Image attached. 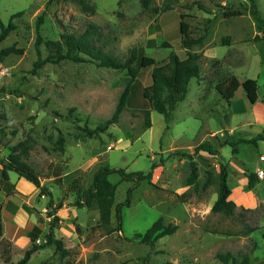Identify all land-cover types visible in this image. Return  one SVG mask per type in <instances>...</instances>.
I'll return each mask as SVG.
<instances>
[{
	"label": "rangeland",
	"instance_id": "rangeland-1",
	"mask_svg": "<svg viewBox=\"0 0 264 264\" xmlns=\"http://www.w3.org/2000/svg\"><path fill=\"white\" fill-rule=\"evenodd\" d=\"M249 2L155 0L156 11H147L139 0H0L4 24L13 14L24 12L14 19L17 29L0 43V51L12 45L23 49L21 55L0 60V89H4L0 94V221L4 226L0 264H8L9 258V263L17 264L33 245H43L54 216L59 217L55 236L67 256L49 245L33 253L27 264H224L218 255L227 253L237 259L229 264H240L243 255L253 262L264 259V210L246 213L244 221L212 212L219 193V166L233 156L232 147L224 141H236L243 132L248 137L264 133L256 123L242 128L260 110L264 115V40H255L262 33L244 7ZM256 2L264 16V0ZM232 10L242 15L224 16ZM42 13L43 38L58 40L63 33L80 34L95 24L101 38L92 45L121 61L133 48L156 61L166 60L171 52L181 58L187 52L199 54L200 77L191 79L169 129L163 115L151 110L143 97L151 74L148 69L132 83L119 122L100 136L89 137L83 127L94 129L112 116L129 77L125 71L95 62L69 60L47 63L31 73L38 54L48 56L44 45L36 46V20ZM181 21L189 25L187 36L180 33ZM200 36L202 44L183 47L185 37ZM232 77L240 82L257 80L258 102L251 104L243 87L229 102L225 100L216 85ZM147 109L151 110L149 129L145 127ZM227 125L226 131L220 130ZM205 140L218 155L196 153L194 178L190 159L178 154L195 153ZM237 150L238 160L255 168L264 143H241ZM15 154L22 155L40 175L41 186L52 192L59 207L55 215L49 196L34 184L15 172L3 178L1 161ZM153 163H160L153 185L143 181L133 190L130 207L122 211L121 231H108L117 225L114 208L107 227L100 223L96 204L76 206V190L88 189L99 168L148 172ZM238 165L234 163L233 169ZM110 181L116 185L115 204L124 202L133 182H122L116 174ZM240 183V175L232 174V187ZM159 218L178 230L151 248L137 234H145ZM246 225L256 230L244 235Z\"/></svg>",
	"mask_w": 264,
	"mask_h": 264
},
{
	"label": "trees",
	"instance_id": "trees-1",
	"mask_svg": "<svg viewBox=\"0 0 264 264\" xmlns=\"http://www.w3.org/2000/svg\"><path fill=\"white\" fill-rule=\"evenodd\" d=\"M142 8L147 11H156L154 7L155 0H139ZM245 9L249 12L253 18L256 27L262 33V36H256L255 40H264V16L259 10L256 0H250L249 4L244 5ZM24 14L23 11L13 14L10 21L4 24L0 21V43L3 42L14 30L17 29V24L14 19L21 17ZM240 10H232L224 13L226 17L241 16ZM184 15H181L183 19ZM210 22V21H209ZM44 23V13L38 16L36 20V46L44 45L48 51V56L43 58L38 54V59L34 63L31 73H36L47 63L58 64L64 60H69L75 63L95 62L100 67H106L113 70L125 71L129 80L127 81L115 107L112 116L109 119L103 121L96 128L91 129L87 126L83 127V131L89 137L100 136L102 133L107 132L110 126L119 122L122 112L125 110L129 97L131 95L132 83L141 76L142 71L151 69L149 83L143 88V97L150 102L151 110L163 115L166 122V129H169L171 123L174 120V115L179 104L186 99L189 83L191 79L200 77L201 68L199 64L200 55L197 53L187 52L184 58H181L175 52H171L166 60L156 61L154 58L141 55L136 48L131 49L129 57L125 61H121L115 57L105 54L99 48L92 45L95 40L101 38L99 28L95 24H90L86 30L80 34L76 33H63L58 40H50L43 38L40 33V27ZM189 25L183 21L180 22V33L187 36ZM204 37L187 38L182 41L184 48H190L202 44ZM224 45H227L226 43ZM11 54L21 55L23 49H18L15 45L3 48L0 51V60ZM137 64V67L134 65ZM240 87L245 90L246 96L251 104H255L258 99V83L255 79H246L244 82H240L237 78L232 77L227 82H221L216 85V90L221 96L228 102L234 97L235 93ZM4 92V89H0V94ZM150 109L144 111L145 113V127L147 129L152 127L150 119ZM259 141H264V133L258 134L256 137L246 139L238 138L236 141L225 140L224 145H230L232 152L237 153V145L239 143H249L257 145ZM64 140L60 139L61 149L64 150ZM199 152H206L210 155H218V150L214 149V146L209 140L198 144L195 147V153L189 154L186 152L177 153L180 156H188L190 159L191 174L194 178L197 177L196 167L193 161V156ZM22 153H26L23 148ZM163 163V160H160ZM160 163H153L150 171L148 172H128L123 168H111L109 166H103L99 168L93 177L91 186L82 191L76 190L77 199L75 201L78 207H91L93 204L98 206L100 212V223L109 227L112 221V209L115 210V219L117 222L116 227L109 229L108 231H121L122 228V211L124 208L130 207L132 192L143 181H147L153 185L154 170L160 165ZM2 176L4 179L9 178V172H15L19 177L26 179L28 182L34 184L39 188L41 193L49 196V204L52 208V215L56 214V210L59 208L55 206L52 192L44 186H41L40 175L35 169L26 161L23 160L21 154H15L9 157L8 160L1 161ZM59 169V174H61ZM219 193L216 201L212 206V212L221 213L226 217L238 216L244 221L245 214L248 212H255L258 210H264V201L259 203L255 209H245L243 206H238L233 200L230 199L232 190L228 183L229 169L225 162H221L219 166ZM118 175L122 182H133V187L127 191L126 200L122 203L115 204L116 185L110 181L111 175ZM246 177L248 178L247 190H253L260 182L259 175L255 172L246 171ZM59 221L58 216H54L50 231L46 236V241L43 245H33L29 248L23 258L17 264H27L33 253L44 246L54 245L56 250L61 253L62 256H67L68 251L63 247L62 241L58 240L55 236L56 224ZM4 226L0 221V235L3 234ZM178 230V226L172 223L165 224L163 218L156 220L145 234H137L141 238V242L154 247L155 243L165 237L175 234ZM256 230V227L246 225L242 231V234L247 235ZM230 235L229 233H225ZM218 258L224 263L229 264L230 260L234 263L237 259L233 257L231 253L219 254ZM8 264L10 258L6 261ZM240 264H264V259L253 262L248 255H243Z\"/></svg>",
	"mask_w": 264,
	"mask_h": 264
},
{
	"label": "crops",
	"instance_id": "crops-1",
	"mask_svg": "<svg viewBox=\"0 0 264 264\" xmlns=\"http://www.w3.org/2000/svg\"><path fill=\"white\" fill-rule=\"evenodd\" d=\"M255 123L258 124V126H260L261 131L264 130V115L261 110L259 111V114L256 115V118L247 119L246 122L242 124V128L255 126L256 125ZM227 128H229V125H227L224 128V130L222 129L220 130L226 131ZM235 129L236 127L232 128L233 132H237ZM219 131H216V132L218 133ZM240 132H243V131H240ZM261 133L262 132L258 134H261ZM243 134H244L243 138H246V139L253 138V137H248L247 132H243ZM261 142L264 143V141H259L257 146L260 145ZM237 157H238V150L236 154L233 153V156H231L230 158L231 160H228V163H227L228 169H229V175H228L229 185H231L232 174H239L240 181H241V183L235 187H232L231 185L230 187L232 190L231 196H234V197L231 199V196H230V199L233 200L239 206H244V207L255 209L257 206V203L260 200H264V160L262 159V157H264V154L260 156L261 162L257 164L255 168H251L247 162L239 161ZM234 163L239 164L237 169H233ZM246 171L255 172L259 175L260 182L256 185V187L253 190H247L248 178L246 177Z\"/></svg>",
	"mask_w": 264,
	"mask_h": 264
},
{
	"label": "built area",
	"instance_id": "built-area-1",
	"mask_svg": "<svg viewBox=\"0 0 264 264\" xmlns=\"http://www.w3.org/2000/svg\"><path fill=\"white\" fill-rule=\"evenodd\" d=\"M262 159L264 160V157H262Z\"/></svg>",
	"mask_w": 264,
	"mask_h": 264
}]
</instances>
